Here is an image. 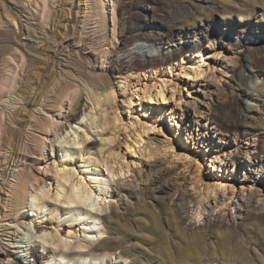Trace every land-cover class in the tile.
Here are the masks:
<instances>
[{"label":"bare ground","instance_id":"bare-ground-1","mask_svg":"<svg viewBox=\"0 0 264 264\" xmlns=\"http://www.w3.org/2000/svg\"><path fill=\"white\" fill-rule=\"evenodd\" d=\"M26 2L15 4L17 13L11 10L3 33L23 48L31 65L42 59L29 42L19 39L16 29L29 41L37 38L45 45L56 44V37L35 21ZM108 8L116 30V6L108 3ZM200 31L202 39L208 38ZM213 33L222 39L233 38L235 43L219 44L213 35L208 45L197 39L191 42L187 27L166 29L163 36L139 33L135 42L144 46L126 51L109 75L79 68L80 58L59 50L60 75L76 85L73 96L65 93L63 98L68 96L75 107L60 129L59 122L48 120L49 129L55 131L53 147L58 157L47 180L27 182L30 201L20 214L24 221L19 223L16 217L4 223L0 216V228L16 235L12 244L3 243L1 237L0 245H11V255L23 259L16 258L13 264L39 260L43 264H118L120 260L126 264L150 245L143 233L140 207L147 197L156 199L159 193L172 192L169 200L177 208L186 205L181 220L189 228L197 225V219L207 227L238 225L247 210L264 211V152L260 150L261 128L255 121L261 120L252 117L261 111H242L234 125L223 123L214 113L229 94L264 103V82H254L264 77V71L254 61L240 64L243 47L264 45V41L260 42L254 30L237 34L218 26ZM179 40H186V46ZM191 45L195 50L183 54ZM162 53L163 58L155 57ZM142 54L146 59L137 61ZM237 77L246 86L255 83L254 92L245 91ZM81 88L82 97L77 100ZM23 102L28 106L27 99ZM164 115L171 128L186 133L187 146L181 145L180 131L176 130V139L165 131ZM15 124V119L10 120L7 135H15ZM235 126L241 131L234 133ZM7 135L3 137L6 143L12 141ZM196 144L205 148L216 175L204 172L203 158L191 154L188 145ZM12 147L6 151L4 164L11 162L15 167L20 156ZM231 167L239 176V186L223 174ZM253 177L259 181L256 186L248 185ZM7 180V167L0 165V188ZM161 180L167 181L164 186H159Z\"/></svg>","mask_w":264,"mask_h":264},{"label":"rangeland","instance_id":"rangeland-1","mask_svg":"<svg viewBox=\"0 0 264 264\" xmlns=\"http://www.w3.org/2000/svg\"><path fill=\"white\" fill-rule=\"evenodd\" d=\"M21 1L25 0H0V165L8 170V180L0 188V216L4 223L16 217L19 223L24 221L20 214L30 201L26 196V190L29 189L27 182L36 183V179L43 182L52 173L58 154L53 147L55 131L49 129L48 120L59 122L60 129L66 125L68 116L75 107V104H70L68 96L63 98L65 93L73 96L72 88L76 85H70L60 75L57 62L62 55L59 50H69L76 55V60L80 58L76 62L77 67L109 75L126 51H139L144 46L143 42H135L134 39V36L142 32L163 36L166 29L187 27L191 32L189 41L197 39L208 45L216 27L226 26L230 31H237V34L254 30L260 42L264 41V0H29L26 3L30 6L35 21L56 37V44L45 45L39 43L37 38L29 41L24 32L15 28L19 39L29 42V46L42 59L29 65L23 48L13 42L8 34L3 33L8 15L11 10H15V4ZM108 3L116 6V30ZM12 12L17 13L16 10ZM21 18L25 23V18ZM200 30L208 38L202 39ZM114 35L117 36L115 39ZM213 36L219 44L235 43L233 38L227 40L228 37L222 39L221 36ZM185 41L179 40V44L186 46ZM261 44L258 45L259 48L243 47L240 64L254 61L264 71V45ZM189 47L183 54L195 50L193 46ZM152 52L155 53L154 50ZM155 57L163 58L164 55L162 53ZM144 59L146 57L142 54L137 61ZM239 71L243 72L240 68ZM236 80L245 91L253 93L254 84L261 85L264 77L254 80L255 83L248 82L247 86L240 81V77ZM55 87L60 91H56ZM80 91L77 100L82 97V88ZM228 96L215 107V115L223 123L234 125L238 124L242 111L258 108L261 112L252 113V117L261 120L255 121L261 128L260 150L264 152V103L252 97L247 100L230 94ZM24 99L28 100V106L24 105ZM10 107H14L11 113ZM17 111V114L14 113ZM121 111L127 119L124 109ZM135 113L141 114L138 110ZM13 119L17 123L13 125L16 133L7 135L6 127ZM163 124L165 131L175 139L176 130L180 131L181 145L187 146L186 133L181 129L171 128L165 115ZM238 131L241 130L235 126L233 132ZM6 135L12 141L4 142L3 137ZM10 145L13 146L12 152L15 150L20 156L15 167L11 162L4 164ZM188 146L192 148V155L197 154L203 158V171L216 175L210 167L211 162L206 159L205 148L197 144ZM220 154L222 156L223 151ZM223 174L231 183L240 185L239 176L233 173L232 167L225 169ZM166 182L161 180L158 184L164 186ZM258 183L253 177L248 185L256 186ZM171 195L172 192L159 193L156 199L147 197L146 203L141 205L139 216L143 219V233L149 238L150 245L146 246L145 252L136 254L126 264H264L263 210H247L238 225L212 224L207 227L197 219V225L189 228L181 220V215L187 211L186 205L181 204L183 208L175 207L169 200ZM193 213L190 212L189 216L194 218ZM15 236L7 230L0 231V238L4 239L5 244L16 242ZM10 251H14L11 245H0V264H13L16 258L23 260L18 255L12 256ZM43 263L44 261L39 260L36 264ZM117 263L121 264L123 261Z\"/></svg>","mask_w":264,"mask_h":264}]
</instances>
